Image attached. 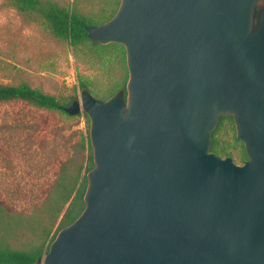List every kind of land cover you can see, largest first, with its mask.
<instances>
[{
	"label": "water",
	"instance_id": "water-1",
	"mask_svg": "<svg viewBox=\"0 0 264 264\" xmlns=\"http://www.w3.org/2000/svg\"><path fill=\"white\" fill-rule=\"evenodd\" d=\"M91 41L128 78L89 119L84 207L35 264H264V0H119ZM233 118L247 159L211 151Z\"/></svg>",
	"mask_w": 264,
	"mask_h": 264
},
{
	"label": "rangeland",
	"instance_id": "rangeland-1",
	"mask_svg": "<svg viewBox=\"0 0 264 264\" xmlns=\"http://www.w3.org/2000/svg\"><path fill=\"white\" fill-rule=\"evenodd\" d=\"M49 1L60 7L74 4L100 12L102 18L119 2ZM88 51L89 44L75 49L55 37L37 12L20 13L10 0H0V83L25 82L65 103L79 99V79L90 84L92 90L106 91L123 78L125 70L118 53L113 54L114 61L103 66L87 57ZM232 125L224 120L221 137L226 141H232ZM88 128L83 111L70 116L19 100L0 103V197L14 209L28 212L39 199L35 196L49 187L59 162L71 153V143ZM237 150L231 157L241 163Z\"/></svg>",
	"mask_w": 264,
	"mask_h": 264
},
{
	"label": "trees",
	"instance_id": "trees-1",
	"mask_svg": "<svg viewBox=\"0 0 264 264\" xmlns=\"http://www.w3.org/2000/svg\"><path fill=\"white\" fill-rule=\"evenodd\" d=\"M20 13L37 12L45 21L50 32L57 38L68 42L75 49L83 44H89L87 57H93L103 66L114 61V53L122 57L125 74L122 79L115 80L112 86L104 90H92L90 84L78 80L80 91L88 89L94 96L105 99L119 89H124L128 72L123 45L115 42L99 44L90 40L87 27L108 20L116 11L119 2L112 12L101 17L100 12L75 6L60 7L55 2L40 0H10ZM23 101L35 107L58 110L66 115L63 106L71 101L62 103L54 95L43 92L25 82L18 84L0 83V103L8 101ZM87 120L88 116L83 112ZM71 116V115H70ZM224 120L233 123L231 115L222 116L217 127L212 132L211 151L225 157L234 156L237 150L238 159H247L244 145L236 138L226 141L221 137ZM71 153L62 159L46 191L35 196L37 202L31 205L28 212L14 209L4 197H0V264H35L43 256L55 237L57 231L71 223L84 207L83 196L86 188V173L93 166L92 148L89 141V128L85 135L70 145Z\"/></svg>",
	"mask_w": 264,
	"mask_h": 264
}]
</instances>
